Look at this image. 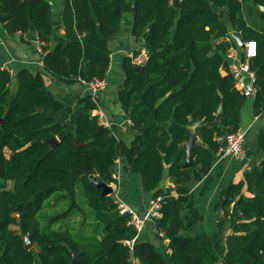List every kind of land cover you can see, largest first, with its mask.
I'll list each match as a JSON object with an SVG mask.
<instances>
[{
    "label": "trees",
    "instance_id": "1",
    "mask_svg": "<svg viewBox=\"0 0 264 264\" xmlns=\"http://www.w3.org/2000/svg\"><path fill=\"white\" fill-rule=\"evenodd\" d=\"M126 1L63 0L66 40L52 46L56 10L51 0H0L6 33L30 38L34 32L45 52L43 72L20 70L15 88L14 76L0 69V264H73L75 257L78 264H213L186 226L183 206L191 182L211 171L224 144L219 140L239 130L248 100L233 76L222 73L228 71L227 51L236 46L225 41L229 25L243 42H256L251 59L256 116L264 113V33L248 26L240 0H182L178 7L173 0H134L131 35L143 40L149 59L143 65L129 56L122 59L117 100L139 134L127 145L105 127L94 115L98 99L91 94L78 101L70 130L54 116L65 105L44 75L67 86L105 79L109 44L122 30ZM254 5L264 7V0ZM258 12L264 20V11ZM220 107L224 116L218 120ZM192 133L199 141L191 167L185 168ZM54 137L59 142L51 147L46 141ZM127 155L129 173L139 175L152 199H160L159 216L151 221L160 246L141 240L129 225L130 215H121L112 196H103L90 179L116 183L114 167ZM167 172L174 187L159 189ZM78 187L95 219L88 222L83 215L84 235L68 226L52 229L72 210L82 211ZM58 193L57 200H71L70 208L53 216L44 231L38 214ZM222 196L217 227L224 237L215 245L220 263L264 264V159Z\"/></svg>",
    "mask_w": 264,
    "mask_h": 264
},
{
    "label": "crops",
    "instance_id": "2",
    "mask_svg": "<svg viewBox=\"0 0 264 264\" xmlns=\"http://www.w3.org/2000/svg\"><path fill=\"white\" fill-rule=\"evenodd\" d=\"M240 1L248 26L264 33V20L258 12L264 11V7L257 9L254 0ZM51 2L56 10V36L52 43L54 46L64 43L66 37L60 16L63 0H51ZM124 9L122 30L109 44L112 53L110 68L105 78L107 86L98 95V110L94 112V115H98L102 124H107L115 135L129 145L139 132L128 126L129 119L124 115L118 103L117 90L124 79L122 59L139 52L144 46L142 39H135L131 35L134 0H127ZM237 38L240 37L229 25V36L225 41L229 43L235 41L236 46L231 47L226 54L242 55V48L236 41ZM37 42L38 37L34 32L30 34V38L19 33L9 35L0 24V69L5 68L14 76V88L16 87L15 76L20 70L29 69L33 72H43L44 56L38 51ZM222 73L226 74L225 71ZM44 80L51 93L65 105L64 111L54 114V116L59 121L66 122L70 130L74 129L78 114V101L91 94L89 87L85 83L67 86L60 82H53L47 74L44 75ZM248 98L241 110L239 128L246 133L244 157L236 160L222 159L216 155L211 171L202 180L191 182L190 200L183 206L182 215L186 226L192 231L193 237L202 246L208 260L213 264H222L220 263L221 256L215 249L217 242L224 237V233L217 227L218 220L222 216V192L228 186L243 181L245 175L258 167L264 159V113L258 116L254 115L255 94ZM170 125L171 123L165 124L166 127ZM129 164L128 155L121 157L116 162L113 170V175L117 178L115 185L126 203L137 214L144 216L152 200V194L143 190L139 175L129 173ZM173 187L167 172L159 189L167 190ZM13 229H17V227H13ZM229 233L230 231L226 235ZM140 239L159 245L151 222L140 233Z\"/></svg>",
    "mask_w": 264,
    "mask_h": 264
},
{
    "label": "built area",
    "instance_id": "3",
    "mask_svg": "<svg viewBox=\"0 0 264 264\" xmlns=\"http://www.w3.org/2000/svg\"><path fill=\"white\" fill-rule=\"evenodd\" d=\"M182 1V0H178ZM38 51L44 56L45 52L42 49V43L37 42ZM257 46L256 42L251 41L245 43L244 49H242L241 56H233L226 54V59L229 62L228 71L233 76L235 80L236 89L241 92L246 97H251L255 94V83H256V75L254 71L251 69V59L256 56ZM132 60V63L135 65H143L149 59V52L146 48H142L137 54H131L129 56ZM5 69V68H1ZM85 83L90 91L91 95L94 99H98V95L101 91H103L107 84L105 79H94L90 82ZM104 125V124H103ZM109 128L107 124L104 125ZM128 126H132V122L128 120ZM246 133L242 130H238L232 133H228L225 135L223 140V146L220 148L218 152V156L220 158H230V159H242L244 157V142H245ZM113 178L116 180V176L113 175ZM113 189L111 194L114 199V203L117 206V209L121 215H130L129 225L134 226L137 232L140 234L145 226L152 221L154 217L159 216L160 199H152L149 203L148 211L144 216L137 214L122 198L120 195L117 186L115 183L110 185ZM163 237V234H160ZM165 243L168 241L165 240ZM130 245V242H127Z\"/></svg>",
    "mask_w": 264,
    "mask_h": 264
},
{
    "label": "rangeland",
    "instance_id": "4",
    "mask_svg": "<svg viewBox=\"0 0 264 264\" xmlns=\"http://www.w3.org/2000/svg\"><path fill=\"white\" fill-rule=\"evenodd\" d=\"M249 99V98H248ZM248 101V100H247ZM10 152L6 151V156L9 157ZM12 184H10V187ZM61 193L55 194L52 196L46 203L44 204V207L42 211L38 214V219L40 220L41 227L44 231H46L49 227V220L58 214L63 213L64 211H67L70 208L71 200L70 199H64V200H57L56 196L60 195ZM77 203L80 207V210H72V212L67 216L65 219L61 220L57 224L52 226V229H60L62 226H68L70 228H75L76 235H84L83 229V215L86 214V217L88 218V222H91V220L95 219L94 211L91 209V207L87 204L86 198L81 191V189L78 187V198Z\"/></svg>",
    "mask_w": 264,
    "mask_h": 264
},
{
    "label": "water",
    "instance_id": "5",
    "mask_svg": "<svg viewBox=\"0 0 264 264\" xmlns=\"http://www.w3.org/2000/svg\"><path fill=\"white\" fill-rule=\"evenodd\" d=\"M173 3H174V5L177 6V7L180 5V1H178V0H173ZM236 41L238 42L239 46H240L242 49H244V47H245V42H243L242 39H240V38H239V39L237 38ZM163 100H164V99L159 100L158 104L161 103ZM42 110H43L42 108L39 109V111H42ZM223 116H224L223 108L220 107V109H219V111H218V113H217V119L219 120V119L223 118ZM197 139H198L197 136H196L194 133H192V138H191V140H190V141L188 142V144H187V154H188V156H187L186 163H185V165H184L185 168H189V167H191V159H192V157H193L194 145L197 143ZM219 141H220V142H223V139H220ZM58 142H59V140H58V138H56V137H54V138H52V139L46 141V143L49 144L51 147L56 146V145L58 144ZM90 179H91L92 183H93L98 189H100V190L102 191V195H103V196H111V194H112V192H113V189H112L111 186H108V185H106V184H103V183L99 182V181H98L95 177H93L92 175L90 176ZM27 247H28V248H31V247H32V243H31L30 241L27 242ZM73 264H78V261H77L76 257H75V259H74V263H73ZM132 264H133V263H132Z\"/></svg>",
    "mask_w": 264,
    "mask_h": 264
}]
</instances>
